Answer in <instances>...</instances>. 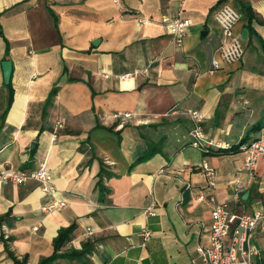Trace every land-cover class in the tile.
<instances>
[{"label":"crops","instance_id":"obj_1","mask_svg":"<svg viewBox=\"0 0 264 264\" xmlns=\"http://www.w3.org/2000/svg\"><path fill=\"white\" fill-rule=\"evenodd\" d=\"M224 5L240 15L236 34L249 32L236 63L219 51ZM163 15L190 20L182 45ZM4 61L14 67L8 85ZM189 110L205 114V139L220 145L210 154L192 146V120L171 112ZM263 133L264 0H0V171L45 166L67 202L45 213L53 197L37 182L0 180V264H42L55 253L50 264H204L197 250L209 243L212 197L234 207L241 179L244 210L264 212V157L249 179L237 151ZM152 200L157 216L145 213ZM251 244L254 264H264V229Z\"/></svg>","mask_w":264,"mask_h":264},{"label":"built area","instance_id":"obj_2","mask_svg":"<svg viewBox=\"0 0 264 264\" xmlns=\"http://www.w3.org/2000/svg\"><path fill=\"white\" fill-rule=\"evenodd\" d=\"M116 6H120L122 0H112ZM216 20L219 23L222 31L221 43L219 47L220 54L225 63H236L243 60L246 50L244 41L241 36L237 35L235 28L240 22L239 13L229 5H224L216 14ZM173 40L180 46L183 44L187 36L188 29L191 25L190 20L180 17H171L163 15L161 18ZM212 71L220 69L221 63L218 60H213ZM142 71H134L119 76L120 80H128L138 77ZM148 74L149 70L143 71ZM173 114H181L188 116L193 127L190 131L192 138V146L201 150L204 154H210L212 149L219 148V144L212 140H206L204 128L202 126L205 120V114L200 110H189L175 112ZM129 116V114H126ZM227 149L231 146L227 145ZM238 152L245 155L243 166L239 169V174L246 175L247 178L253 179L258 174L260 161L264 157V133L257 139L242 142L238 145ZM203 169L209 180L211 188L216 187L214 180L215 170L208 163H204ZM0 180L3 182H12L17 185L24 184L28 180H33L39 184L41 190L53 197V201L42 207L43 212L50 213L55 210H60L67 205V202L57 198L59 189L54 183V177L49 169L42 166L39 170L31 174L20 173L13 170L0 171ZM247 183L241 179H237L234 186L233 203L234 207L229 203H219L215 197L211 198L214 204L212 212V226L207 246H200L198 253L204 264H254V257L260 255V251L252 246V240L256 231L264 229V212L256 211L248 213L244 210L243 195L247 190ZM201 200L204 196L200 197ZM157 203L152 200L150 205L145 208V213L150 216H157ZM237 208L242 209L241 212ZM89 235L92 230L88 229ZM145 241L152 238V233L145 229L142 233ZM5 238L9 239L8 232H5ZM228 241V242H227Z\"/></svg>","mask_w":264,"mask_h":264},{"label":"trees","instance_id":"obj_3","mask_svg":"<svg viewBox=\"0 0 264 264\" xmlns=\"http://www.w3.org/2000/svg\"><path fill=\"white\" fill-rule=\"evenodd\" d=\"M252 22V18L250 17V24ZM250 28V26H249ZM251 32L253 33V29H251ZM10 50V45H9V42H7V52ZM229 151V150H227ZM238 151V150H237ZM155 153L153 152H149L148 154H145L141 159H139L140 161H146L148 159H150ZM74 226L71 227L70 229L68 230H61L60 233H59V236L58 238L56 239L55 241V245H56V252L57 251H61L70 241H71V234L74 230ZM57 253L54 254V256H52L50 259H47L45 260L44 262H42V264H50L52 263L54 260H56L59 255H56Z\"/></svg>","mask_w":264,"mask_h":264},{"label":"water","instance_id":"obj_4","mask_svg":"<svg viewBox=\"0 0 264 264\" xmlns=\"http://www.w3.org/2000/svg\"><path fill=\"white\" fill-rule=\"evenodd\" d=\"M241 38L243 41H248V38H249L248 30H246V29L243 30ZM95 44H97V43H95ZM3 69H4L5 82L8 85L11 82L13 71H14L13 62L12 61H4L3 62ZM248 195H249V193H247L245 195L244 199H247Z\"/></svg>","mask_w":264,"mask_h":264}]
</instances>
